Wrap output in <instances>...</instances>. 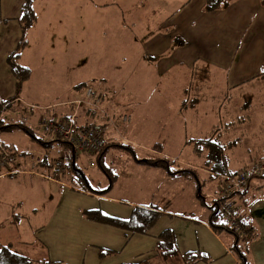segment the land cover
Wrapping results in <instances>:
<instances>
[{
	"label": "rangeland",
	"instance_id": "374dc122",
	"mask_svg": "<svg viewBox=\"0 0 264 264\" xmlns=\"http://www.w3.org/2000/svg\"><path fill=\"white\" fill-rule=\"evenodd\" d=\"M183 2L36 0L33 9L38 18V29L29 39L28 52L20 59V64L30 69V75L23 84L19 100L2 113L4 122L20 123L31 130L34 138L48 141L49 137L37 128L45 110L48 109L52 115L57 114L65 102L72 100L76 94L78 96L81 90L77 88L79 85L85 87L93 84L98 88L93 85L89 87L95 95L102 89L116 101L117 130L113 132L112 128H107L106 136L116 133L114 141L119 142L122 136L127 140L122 145L129 146L131 150L129 153L123 148L109 149L104 160L106 166L112 161L118 165L129 162L131 155L136 159H145L155 153L174 162H192L189 163L191 166L210 168L211 163L202 167L204 160L202 157L201 161L197 160L185 141L207 138L215 129L218 130L220 142L228 146L225 154L230 170L246 171L254 164H264V79H253L229 89L224 71L204 66L201 70H207L208 77L201 79L197 76L204 74L203 71L193 75L191 84L186 85H190L191 90L183 95L181 89L189 79L184 75V67H176L159 75L153 59L140 60L142 44L159 30L157 19ZM99 78L104 82H98ZM198 78L200 82H197ZM127 87L137 99H126ZM194 87L200 90L195 92ZM182 97L193 99L185 103L187 109L184 110H180ZM121 115L129 116V121L120 122ZM0 139L18 156L31 149H42L35 140L19 130L1 133ZM106 141L110 139L106 137ZM29 156L22 155L26 162ZM55 157H61L67 165L66 155L62 156V152L56 153ZM75 165L87 181H99L102 187L108 182L94 164L91 154L84 152L79 155ZM204 169L203 174H196L204 204L197 198L196 183L191 176L159 185L157 195H166L169 211L179 214L191 212L198 217L204 213L208 220V207L217 197L218 182L217 179H209V172L207 168ZM23 179L27 177L21 176L0 185V192H6L0 196V222L7 225V207L18 203L20 207L15 208L16 213L27 216L29 209H35L37 216L28 217L18 225L12 236L16 239L8 241L9 233L6 236L5 231L0 229V242L14 245L21 240L31 242L29 229L32 233L37 230L55 203L54 199L43 196L44 181L35 179V182H29ZM263 182L255 180L252 184L264 187ZM96 186L92 183V188ZM242 199V196L235 194L230 202L236 207ZM215 222L226 223V219L220 215ZM13 250L31 259L38 254L36 247L20 246ZM156 263L164 264L160 260ZM174 263L170 261L165 264Z\"/></svg>",
	"mask_w": 264,
	"mask_h": 264
},
{
	"label": "crops",
	"instance_id": "0c3cea01",
	"mask_svg": "<svg viewBox=\"0 0 264 264\" xmlns=\"http://www.w3.org/2000/svg\"><path fill=\"white\" fill-rule=\"evenodd\" d=\"M22 1L0 0V105H3L1 114L19 100L24 84L19 94L15 95V81L5 62L20 38L16 19L19 16ZM181 4L170 13L161 15V19L160 17L157 19L159 30L150 40L142 44L140 60L153 59L154 67L159 75L168 73L176 67H184L186 69L184 75L189 79L181 89L183 95L186 94L184 88L191 82L193 75L203 71L204 74L197 76L201 79L208 77L207 70H201L204 66L214 67L220 72L224 71L226 87L229 89L252 81L256 75L264 71V8L259 6L257 0H235L226 9L211 13L203 12V0H190L183 7H180ZM37 26L38 18L35 25L26 32L27 45L21 53L19 63L21 57L30 48L29 39L37 31ZM173 38L183 44L171 46ZM200 78L197 82H200ZM99 79L98 82H104L101 78ZM93 86L98 88L97 85ZM100 90L96 97H99L97 105L102 115H97L99 112L88 111L84 107L79 108L76 110V123L79 126L96 125L103 132L104 142L122 145L127 140L121 135V142L114 141L116 133L106 136L107 128H112L113 132L117 130V114L114 111L116 101L107 95L108 93ZM198 90L200 89L194 87L195 92ZM126 91V99L138 98L129 92L128 87ZM81 97L82 89L78 92V96L76 94L72 100L65 102L66 105H62V110L57 114L52 115L48 109L45 110V115L38 120L37 128L48 136L49 140H40L41 142L48 143L55 140L45 125L66 118L73 111L68 103ZM123 116L121 115L120 118ZM125 116L129 119V116ZM120 122H122L121 119ZM106 137L110 141H106ZM0 142L14 154L1 139ZM41 148L40 151L33 149L25 151L19 156L14 154L13 158L0 168V185L13 182L21 176L27 177L23 180L29 182L39 179L45 182L43 196L46 199L55 200L44 222L39 224L37 230L35 229L32 233L29 229L31 235L28 234V238L31 236V242L21 240L15 242V245L0 242L10 245L12 251L14 247H36L38 254L32 259L56 264H129L150 258L154 253L158 235L164 230H169L173 234L179 254L196 252L206 257V261L195 264L234 263L235 259L228 251L232 238L222 231L214 233L207 223V214L201 213L202 216L199 215L201 217L199 218L191 212L179 214L169 211L165 202L166 195L164 197L157 195L156 191L162 183L168 184L171 180L185 177L168 176L160 169L139 164L135 162L136 158L133 155L129 162L118 165L116 161H112L106 166L104 160L108 150L102 158V165L112 175V181L110 184L106 182L102 187L99 181L91 180L94 185H98L92 188V183L87 181L75 165L77 157L84 152L68 148L58 142ZM58 152H62V156L66 155L67 165L73 163L76 170L86 179V183L79 181V174L73 173L72 170H70L72 173L68 170L60 183L44 180L38 176L47 172L45 167H48L51 160L57 158L55 154ZM22 155H30L27 162ZM91 157L96 164V154ZM197 160L201 161V159ZM88 163L89 166L92 165L90 161ZM173 163L181 167H194L189 164L192 162L181 163L173 160ZM194 168L198 172L196 174H203L201 167ZM5 193L0 192V196ZM242 200L245 204L242 205V201L239 202L236 206V216L242 217L250 229V240L245 245L246 262L247 264H264L263 185L250 186ZM18 207H20L19 203L8 206L7 225L0 222L1 231L4 230L6 236L9 233V238H6L8 241L16 239L12 236L18 225L28 217L37 216L35 209H29L30 214L21 216L15 212V208ZM135 208L159 212V217L146 234H132L114 225L88 219L85 214L97 212L110 219L126 221ZM103 252L108 253L101 254ZM175 260L176 263H174ZM175 260H173L174 264H180L179 258Z\"/></svg>",
	"mask_w": 264,
	"mask_h": 264
},
{
	"label": "trees",
	"instance_id": "16d2710c",
	"mask_svg": "<svg viewBox=\"0 0 264 264\" xmlns=\"http://www.w3.org/2000/svg\"><path fill=\"white\" fill-rule=\"evenodd\" d=\"M36 0H23L22 4L19 9V16L16 19L19 32H20V38L13 49V51L6 57L5 62L9 68L10 74L14 78L15 81V95H18L21 89V86L23 83H25L30 75V70L22 66L19 63V58L21 56V53L23 49L27 45V39H26V32L31 29L36 21L37 16L35 14V11L33 9V3ZM163 1V0H158ZM190 0H184V2L180 5V7L185 6L188 4ZM235 0H203V7L202 10L204 13H211L214 11H219L226 9L231 3H233ZM260 7L264 8V0H257ZM183 43L181 41H178L176 38H173L171 40V46H181ZM254 79H264V71H261L258 75L254 77ZM191 84V82H190ZM93 85V84H91ZM89 86L79 85L77 88H86ZM191 90V86L189 85L184 88V92L187 93ZM187 101H193V99H188V97L183 98L181 101L180 110L187 109L186 102ZM191 102L190 104H192ZM5 104V102H4ZM2 106L0 105V134L1 133H9L15 130H19L23 132L27 137H29L32 140H35L39 145L42 147H45L47 144H52L53 142H58L63 146H67L68 148L71 147V145L65 141V140H52L48 143H43L39 139L34 138L32 135V132L29 128L23 126L22 124H8L5 123L2 117L1 112ZM5 110V107H4ZM231 125V124H229ZM84 128H97V126H89V125H82ZM228 126V125H226ZM227 127H225L226 129ZM224 129V130H225ZM213 133L210 134L207 138L203 139H192L185 141V144L189 145L191 147V153L193 156L196 157V159H202V167L203 165L210 164V168L204 166V168H207V171L209 172V177L211 180L217 179L218 185L221 184L225 178H231L234 175L243 172L244 170H230L228 168V158L225 154L226 149L228 148L227 144L223 145L220 142V136L218 133V130L215 129L212 131ZM0 147L7 150L8 149L3 146V144L0 142ZM110 148H123L127 150L129 153L131 152L129 146L121 145L118 143H106L104 142L102 145L101 150L98 154H96V164L99 170L104 174L108 182L112 181V175L109 173V171L103 167L102 165V158L104 154L110 149ZM13 153H11V159L13 158ZM10 159V160H11ZM9 160V161H10ZM70 160V159H69ZM8 161V162H9ZM7 162V163H8ZM135 162L139 164H143L152 168L160 169L164 171L168 176H182L187 177L191 176L196 183V189H197V198L200 200L201 204H204L203 198L200 196L199 191V184L197 182V175H196V169L194 167H181L173 161H170L169 159H166L162 156H153L147 159L142 160H136ZM6 163V164H7ZM3 167V166H2ZM50 164L48 165L46 171L49 170ZM1 168V167H0ZM202 168V169H204ZM64 174L61 176H66L68 170L69 173H78L80 176L79 181H83L86 183V179L84 176L78 172L73 165V163H69V165H64ZM72 170V172L70 171ZM206 170V169H204ZM60 178V181L62 179ZM255 180L264 181V176L257 177L252 176L246 180V183L244 187L239 189L238 191L234 192L231 195H228L226 197H216L215 200H213L211 205L208 207L210 210V214L208 217V225L210 229L214 233H220L221 231L225 234L229 235L232 238V242L230 247L228 248V251L233 255L234 259L238 264H247L245 259V245L250 240V229L248 228V225L244 223L242 220V217L236 216L237 214V208L234 207V204L231 203V205L228 207L227 204L232 200V197L235 194H238L239 197H244L246 191L252 186L253 182ZM257 188V187H256ZM258 188H261V186ZM257 188V189H258ZM199 194V196H198ZM241 199V198H240ZM241 204L244 205V201L241 200ZM229 209V211L232 214V217L235 219L234 226H231L228 224V219L225 214L224 209ZM88 219L95 220L98 222H101L103 224H111L118 228H121L129 233L132 234H146L147 230L151 227V225L157 220L159 217V212L156 210H150V209H142V208H135L132 210L131 215L128 220L126 221H119L110 219L107 217H104L102 215H99L97 212H87L85 213ZM224 216L226 219V223H216L215 219H217L219 216ZM108 252H103L101 254H107ZM175 258H179L180 264H195L197 262H204L206 261V257L202 254L192 252V253H184L179 254L177 252V249L175 247L173 234L169 230H164L158 235L157 242L154 248V253L150 258H145L143 260H139L133 263L129 264H155V261L160 260L162 263L170 262L175 260ZM0 264H56V263H50L47 261H41V260H34L25 256H22L20 254L14 253L11 250L10 245L8 244H1L0 243Z\"/></svg>",
	"mask_w": 264,
	"mask_h": 264
},
{
	"label": "built area",
	"instance_id": "2783aa9c",
	"mask_svg": "<svg viewBox=\"0 0 264 264\" xmlns=\"http://www.w3.org/2000/svg\"><path fill=\"white\" fill-rule=\"evenodd\" d=\"M98 100L99 97H96L90 87L84 88L81 98L68 103L73 111L66 118L50 122L46 124L45 127L54 139L67 141L71 145V149L75 148L91 155L98 154L104 143L101 129L98 127L84 128L76 123V110L79 108L84 107L85 109L101 113V111L98 110ZM121 120L127 123L129 119L123 116ZM10 159L11 152L0 147V167L5 166ZM64 165L61 157L54 158L50 162L49 170L44 174H38V176L44 180L60 183V178L64 174ZM252 176H264V164H254L246 171L238 173L231 178H225V180L217 186V196L222 198L233 194L244 187L246 180ZM228 205L230 206L231 202H229L227 206ZM227 208L224 210L228 219V224L234 226L235 219ZM233 264L238 263L234 260Z\"/></svg>",
	"mask_w": 264,
	"mask_h": 264
}]
</instances>
